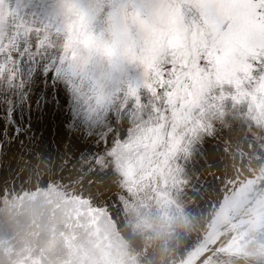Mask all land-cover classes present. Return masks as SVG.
<instances>
[{
  "label": "snow or ice",
  "instance_id": "snow-or-ice-1",
  "mask_svg": "<svg viewBox=\"0 0 264 264\" xmlns=\"http://www.w3.org/2000/svg\"><path fill=\"white\" fill-rule=\"evenodd\" d=\"M64 7L53 36L0 0L2 126L14 121L9 139L21 136L14 129L28 121L20 114L42 106L45 116L58 99L71 135L61 159L72 163L79 152L72 168L89 183L118 177L123 191L113 204L175 179L190 163L203 161L213 175L218 149L206 150L205 141L215 139L208 134L217 121L264 120V0H110V38L92 27L90 8L76 0ZM125 66L139 71L136 86L114 76ZM45 88L51 103L40 105Z\"/></svg>",
  "mask_w": 264,
  "mask_h": 264
},
{
  "label": "rangeland",
  "instance_id": "rangeland-1",
  "mask_svg": "<svg viewBox=\"0 0 264 264\" xmlns=\"http://www.w3.org/2000/svg\"><path fill=\"white\" fill-rule=\"evenodd\" d=\"M69 2L71 0H8V7L29 25L51 28L55 36L56 28L52 26L59 27L65 22L64 6ZM76 2L92 10V27L97 34L103 33L110 38V0ZM113 74L124 81L122 86L125 88L129 84L137 85L139 71L132 66L115 69ZM43 87L41 84L40 88ZM46 91L47 88L41 92L40 105L51 103L44 100ZM58 108V99L53 110L45 116L38 114L43 112L42 106L26 108L20 114V122L27 120L28 123L24 129L15 127V132L22 135L12 139L9 137L12 136L14 121H9L6 129H3L5 117L0 109V143L3 144L0 149V225L6 226H0V264H71L81 259L82 255L93 258L84 264H148L151 253L157 250L166 252L170 244L184 242L189 233L195 232L193 218L201 214L200 205L208 198L212 182L221 181V169L217 165L224 157L230 159L232 173L226 180L236 187L234 196L225 197L223 203L217 206L211 205V213L215 212V215L206 230L197 234L198 242L190 250L186 249L185 256L180 254L182 257L179 260H172L168 264H201L203 259L209 257L225 261L226 255H234L230 264H264L263 249L254 247L248 252L239 253L230 248L241 231L255 225H258L255 229L256 243L260 245L259 239L264 235V120H261L259 127L255 122L249 126V122L243 120H236L231 125H222L217 121L214 131L208 134L214 135L215 139L205 141L206 150L218 149V163L212 170L213 175L208 174L203 161L190 163L187 171L175 179H169L166 183L154 182L132 195L131 200L125 199L116 205L113 201L123 191L116 182L118 177L110 175L103 182L89 183L80 178L78 169L72 168L79 152L73 149L75 155L71 158L72 163L61 159L71 143V135H66L62 127L63 117L57 113ZM229 110H232L231 105ZM235 125L244 127L239 133L252 130L251 136L254 137L247 139L243 136L242 139L237 136L238 133L230 136L228 133L233 132ZM259 136L263 140L257 139ZM229 139L232 141L229 142ZM84 144L94 150L96 148L89 141L82 142L81 146ZM36 154H40L42 159L38 160ZM83 189L88 192L83 194ZM90 190L92 193H89ZM220 190L223 191L222 185ZM19 198L22 200L18 201ZM106 204L108 211L95 214L90 211L103 208ZM20 220L26 222L19 223ZM13 223L15 226H10ZM115 231L117 233L114 234ZM70 236L72 240L78 239L72 248H69ZM56 241L59 243L56 244ZM104 242V247L98 245ZM113 249L116 251L111 252ZM258 254L261 257L259 261L256 260ZM108 255L112 261L107 260Z\"/></svg>",
  "mask_w": 264,
  "mask_h": 264
},
{
  "label": "bare ground",
  "instance_id": "bare-ground-1",
  "mask_svg": "<svg viewBox=\"0 0 264 264\" xmlns=\"http://www.w3.org/2000/svg\"><path fill=\"white\" fill-rule=\"evenodd\" d=\"M234 127V130H232L233 132L232 133H228L230 136H234L236 135L237 133V136H240L242 139H243V136H246L247 139H250L251 137H254V136H251V131H245L243 133H239L240 129H244L243 126L241 125H238V126H233ZM246 128V127H245ZM246 130V129H245ZM250 133V134H249ZM254 133V132H253ZM252 133V135H253ZM256 133V131H255ZM227 135V136H229ZM229 136V137H230ZM235 138V137H234ZM239 138V137H238ZM223 139V138H222ZM257 139H261L263 140L262 136H259ZM230 140L232 141V139H229V142ZM253 140V139H251ZM219 141V140H218ZM246 142V141H245ZM260 142V141H259ZM262 142V141H261ZM232 143V142H231ZM239 143V142H238ZM238 143H235V144H238ZM247 143V142H246ZM249 144V143H248ZM234 145V144H233ZM242 145V143L240 144ZM234 147V146H233ZM236 147V146H235ZM238 148H241L240 146H238ZM237 148V149H238ZM236 150V149H235ZM232 151V150H231ZM221 153V152H220ZM231 153V152H229ZM228 153V154H229ZM238 154V153H236ZM235 154V155H236ZM232 154H230L229 156H231ZM255 155V154H254ZM226 156V155H225ZM252 156V155H251ZM221 158V157H220ZM254 158V157H253ZM230 159L227 158V157H224V159L222 160V162L217 165L219 166V168L221 169V175L222 177L221 178V181L220 182H212V184L210 185L211 187H209V190L210 192L208 191L209 196H207L208 198L205 200L204 203H202V205H200L202 208L199 210H201V214L199 215V217L197 218H193V222H194V225L196 227V230L193 234L189 233L190 235L188 236V239L186 241H182V242H179L178 244H175L174 242L172 244H170V249L166 252H163L162 250H157L155 253H151L150 254V262L148 264H168V262H171L172 260H179L180 257H182L180 254H183V256L186 255V249L187 250H190V248H192L193 246H195V244L198 242V239H197V234L198 233H201L202 231L206 230V228L208 227V225L210 224L212 218L214 217L215 215V212L211 213L212 212V209H211V205L214 204V205H219L218 203L222 204L223 203V199L225 197H229V198H232L235 194V188L230 181H227L226 178L229 176H231V171H230ZM221 161V160H220ZM233 161V159H232ZM234 161H237L236 159ZM205 167V166H204ZM217 170V169H216ZM31 177V176H30ZM232 178V177H231ZM234 179V178H232ZM231 179V180H232ZM4 180V179H3ZM32 180V179H31ZM209 182V181H207ZM5 185V184H3ZM220 185L223 186V191L221 192L220 190ZM240 185V184H239ZM238 185V186H239ZM206 190V189H205ZM23 192V189L21 190ZM88 191L83 189V194H86ZM89 193H92V191L90 190ZM207 193V194H208ZM203 194V193H202ZM205 194V193H204ZM203 194V195H204ZM201 195V196H203ZM204 197V196H203ZM201 199V198H200ZM18 201H21L22 199H17ZM15 200V204L18 203V201ZM201 201V200H200ZM225 202V201H224ZM199 203V202H198ZM101 204V203H100ZM99 205V204H98ZM104 205V203H103ZM20 206V204L18 205V207ZM17 207V208H18ZM16 208V209H17ZM19 210V209H18ZM195 210V209H194ZM192 212V210H191ZM196 214V213H195ZM213 214V215H212ZM80 215V214H79ZM100 215V214H99ZM1 218H3V216H1ZM118 219V217H117ZM9 221V220H7ZM11 222V220L9 221ZM23 222H26L25 220H20L19 223H23ZM5 223V221H4ZM11 224V223H10ZM5 225V224H3ZM1 226V225H0ZM9 226V225H8ZM10 226H15V224L13 223L12 225ZM258 225H255L245 231H241L240 232V235L238 237V239L236 241H233L230 248H234L233 250H236L238 251L239 253H242V252H248L250 250L248 249H254V247L258 248L259 250L263 249L264 250V235H262V237L259 239L260 240V245L258 243H256V240L258 239L257 238V233L255 231L256 227ZM3 227V226H1ZM6 227V226H5ZM3 227V228H5ZM96 227V226H94ZM193 227V226H192ZM118 228V227H117ZM115 229V228H114ZM114 231V230H113ZM194 231V230H193ZM97 232V230H96ZM120 232V231H119ZM118 232V233H119ZM190 232V231H189ZM80 233H82V231H80ZM117 233L116 231L114 232V234ZM124 234V232H123ZM118 236V235H117ZM125 236V235H124ZM210 236V233L207 234V237ZM127 237V235L125 236V238ZM119 238V237H118ZM116 238V239H118ZM121 238V237H120ZM78 241V239H75V240H72L71 239V236H70V241H69V248H72L73 244L75 243V241ZM122 240V239H121ZM184 240V238H183ZM134 241V240H133ZM135 242V241H134ZM134 242L131 243V245L133 246L134 245ZM59 242L56 241V244H58ZM31 243H29L28 245H30ZM95 244V243H94ZM92 243V245H94ZM106 244V242L102 243V244H98L100 245L101 247H104V245ZM45 245V244H44ZM111 246V245H110ZM56 247V246H55ZM54 247V248H55ZM125 247V246H124ZM126 248V247H125ZM130 248V246L128 247ZM101 249V248H100ZM103 249V248H102ZM135 250V247L133 248ZM161 249V248H160ZM229 249V248H228ZM256 250V249H255ZM113 251H116L115 249L111 250V252ZM131 251V249H130ZM129 251V252H130ZM150 251V250H149ZM259 252V251H258ZM64 253V252H62ZM76 253V252H75ZM109 253V252H108ZM115 253V252H114ZM259 253H262V252H259ZM111 254V253H110ZM116 256L118 255L117 253H115ZM227 254H229L227 252ZM244 254V253H243ZM49 255V254H48ZM246 255V253H245ZM254 255V254H252ZM251 255V256H252ZM6 256V255H5ZM4 256V257H5ZM59 256V255H57ZM73 256V255H72ZM84 256V255H82ZM81 256V259H79L78 261H74V262H71V264H84L86 262H89L91 260H93V258H91V256H84L82 257ZM97 258H98V254H96ZM148 256V255H147ZM234 256V255H233ZM231 255H226V257H224L225 261H222V260H218L216 259L215 257H212V258H206V259H203L201 264H230V259L233 257ZM236 256V255H235ZM247 256V255H246ZM77 257V256H76ZM95 257V256H94ZM47 258H49V256H47ZM107 260L109 261H112L110 255L106 256ZM260 254L257 255V261L260 260ZM98 260V259H97ZM143 260V259H142ZM235 260V259H234ZM99 261V260H98ZM145 261V260H144ZM238 262V260H236ZM143 263V262H142ZM178 263V262H176ZM109 264H115L114 262H110ZM120 264V263H118ZM132 264V263H131ZM137 264V263H136ZM145 264V263H144ZM147 264V263H146ZM180 264H183L182 262Z\"/></svg>",
  "mask_w": 264,
  "mask_h": 264
}]
</instances>
